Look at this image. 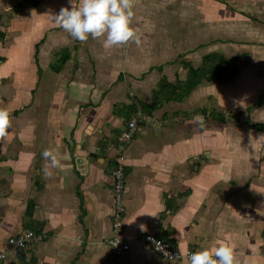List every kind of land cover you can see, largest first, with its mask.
<instances>
[{
    "label": "crops",
    "instance_id": "crops-1",
    "mask_svg": "<svg viewBox=\"0 0 264 264\" xmlns=\"http://www.w3.org/2000/svg\"><path fill=\"white\" fill-rule=\"evenodd\" d=\"M133 3L141 42L105 48L99 38L80 41L54 22L62 7H71L69 0H0V108L12 118L7 139L0 136V254L11 247V237L28 230L46 236L22 251L12 249L5 264H189L186 258L165 259L140 241L143 234L181 251L227 243L240 253L241 264H264L260 149L225 143L221 162L212 164L203 156L185 173V158L200 151L202 135L196 128L193 134L186 130L202 115L211 137L216 108L202 109L197 118L188 106L196 90L181 100L160 92L164 85L186 82L187 77L170 80L181 67H171L170 56L186 54L187 46L170 40L193 34L203 41L240 39L239 45H249L230 65L233 72L220 79L214 73L208 87H216L214 79L221 83L242 76L244 65L264 72L259 65L264 61V0ZM176 7L183 26L171 31ZM185 22L199 29L204 24L207 37L186 32ZM201 46L192 48L191 55L198 56L195 69L208 55L201 61L207 49ZM90 52H95L94 63ZM262 88L256 103L264 107ZM136 114L145 123L137 124L130 141L123 140L127 118ZM46 149L59 166L43 155ZM116 170L124 172L125 185L119 231L114 227ZM116 236L130 243L120 256L108 243Z\"/></svg>",
    "mask_w": 264,
    "mask_h": 264
},
{
    "label": "rangeland",
    "instance_id": "rangeland-1",
    "mask_svg": "<svg viewBox=\"0 0 264 264\" xmlns=\"http://www.w3.org/2000/svg\"><path fill=\"white\" fill-rule=\"evenodd\" d=\"M177 11L178 8L176 7L174 9L175 13L171 16V25H170L171 31L172 30L177 31L179 28L183 26V22H180L179 19H177L176 17ZM186 14L187 16L191 15L190 17H192V20L194 19L191 12L186 11ZM208 26L210 27L209 24ZM204 27H205L204 24H202V28L199 29L198 25H194L192 22L191 23L185 22L186 32L201 31V36L207 37L208 34L207 31H209V28H206L204 30ZM178 34H182V31L179 30ZM226 39L224 40L216 39L212 41L204 39L203 41L199 39V35H194V34L190 35L185 40L171 39L170 40L171 43H174L175 45H177L178 42H181L183 43V45L186 43L187 46L185 51L186 54H176L177 52L173 50L174 54L170 56L169 65L171 67H178L181 65V67L180 70L178 71L180 73L179 74L177 73L176 76H172L170 80L175 81L177 78H181L185 80L187 77V72L189 71L188 68L194 69V67L198 66L196 61L198 59V56L191 55V53H193L192 48H194V46L198 43L202 44L200 48L207 47V49L203 51L202 52L203 54L200 56L201 61L203 60V57L207 54L208 55L216 54L217 56H220L221 54L219 51L223 53L224 52L223 50L230 46V48L226 49L229 51L224 53L226 54V57L229 56L228 59H230L229 61L232 62L234 67V64L236 63L235 60H237L238 58L237 54H240V52L241 53L247 52L249 45L248 42L246 41H243L245 42L244 45L243 44L239 45V43H241L239 42L240 39H233V40L230 39L231 41L229 39L227 40ZM150 43H152V40ZM239 49H241L242 51H238ZM91 54L92 53L90 52L88 56L90 57L91 63H94L95 52L92 55ZM194 57L196 60H193ZM188 60H191V62H189ZM205 63L206 61L204 59L201 65L202 66L205 65ZM214 63L215 62H211L209 64V67L212 68L214 66ZM182 65L184 66V68L185 65H188L189 67L184 70L182 69L183 68ZM259 65L264 66V61L260 62ZM227 68H231V66H227ZM212 74L214 75V73ZM241 74L242 76L236 77L234 78V80L231 79L230 82H221V83L218 80L214 79L216 78L215 76L212 77V79H214V83L217 84L216 87H213L214 85L212 87H208V85L211 84H207L208 81L206 79H202L203 80L201 83L202 85L200 84V86L197 89H195L196 93H194L193 91L194 97L190 99L191 101L188 104V106L192 107L191 112L194 117L200 118L199 112H201L202 109L205 110L206 107H208V108H216V113L224 114L226 121L220 123V121H218L216 118H214V120L211 121L214 123V126L211 128L213 133L211 137H207L206 135L207 134L206 130L210 128V124H207V122L205 121L202 115L200 118L201 120H198L197 123L192 122V126H191L192 129L186 130V133L187 135L195 133L193 132L194 130L193 128H196L198 130V132L196 133H202L201 138L197 140L199 142L198 145H200L201 148L199 152H193L192 154L190 155L188 154L186 156L185 158L186 164H185L184 172L189 170L191 164L194 161L195 162L204 161L203 159H201L203 158V156L204 157L206 156V158L208 156L207 159L212 164L213 162L215 163L221 162L225 158V156H223L225 151L223 150L224 147L222 146L226 144H239L240 146L243 147H258L261 151L260 154H262V159L264 160V128L262 129V131H257V132L251 128V125H260L264 123V117L262 116V114L264 113L263 112L264 107L256 103V99H258L259 95L261 94L259 90L262 87H264V81H263L264 72H262L260 66L259 68L256 66H252L249 68L248 65H244V70L242 71ZM223 77L224 76L222 75V78ZM129 89H131V87H129ZM210 90H212V94L210 95L211 97L208 98L207 94L210 92ZM241 92L246 94L243 95ZM248 101L250 103H248ZM199 108L200 110L197 112ZM251 112H254L253 115H251ZM256 113L259 114V116L255 115ZM232 118L239 119V121H237L238 123L234 122ZM131 120H136L138 125L139 122L141 123V121H144L145 123V117L142 116L141 114L138 115L136 114L132 116ZM127 123H129V121H127ZM198 123H201V127H199ZM187 124H191V120ZM204 152L206 154H204ZM185 173H190V172H185ZM261 174H263L262 171H260L258 176H260ZM10 248L7 247V254H8L7 259H10L11 253H13L12 249L14 248L13 247ZM129 250L130 247L128 250L124 251L121 255H123L125 252Z\"/></svg>",
    "mask_w": 264,
    "mask_h": 264
},
{
    "label": "clouds",
    "instance_id": "clouds-1",
    "mask_svg": "<svg viewBox=\"0 0 264 264\" xmlns=\"http://www.w3.org/2000/svg\"><path fill=\"white\" fill-rule=\"evenodd\" d=\"M69 4L70 8L62 7L53 19L71 37L80 41H87L90 36L99 38L105 48L130 41L141 42V34L133 25V0H69ZM11 119L9 110L0 108V136L4 139H7ZM43 155L51 157L52 166H59V161L50 150L46 149ZM239 257L240 253L233 246L222 243L211 249L192 252L189 264H241Z\"/></svg>",
    "mask_w": 264,
    "mask_h": 264
},
{
    "label": "built area",
    "instance_id": "built-area-1",
    "mask_svg": "<svg viewBox=\"0 0 264 264\" xmlns=\"http://www.w3.org/2000/svg\"><path fill=\"white\" fill-rule=\"evenodd\" d=\"M138 125L136 120H131L128 123V131L124 134L123 140L130 141L137 131ZM115 175V197H116V218L115 229L119 231L121 226V215L124 211L122 205L123 193L125 189L124 182V172L122 170H116ZM123 181V182H122ZM46 236L43 233H38L35 231H26L22 234L16 235L9 239L10 246L14 247L16 250L26 249L31 244H36L42 241ZM146 245H149L156 253L161 255L167 260H176L180 258H186L189 261V256L192 252L196 250L187 249L186 251H181L178 247L171 245L169 242L161 239L160 237L153 234H143L140 239ZM108 243L112 247L116 255H121L124 251L128 250L130 243L116 236L108 240ZM6 257V253L0 254V261Z\"/></svg>",
    "mask_w": 264,
    "mask_h": 264
},
{
    "label": "trees",
    "instance_id": "trees-1",
    "mask_svg": "<svg viewBox=\"0 0 264 264\" xmlns=\"http://www.w3.org/2000/svg\"><path fill=\"white\" fill-rule=\"evenodd\" d=\"M66 59H67L66 57H63L61 61L58 62L57 66L55 67L57 71H60L62 66L65 64ZM205 61L206 63L205 65L202 66L201 69H195V68L189 69L186 82L180 84L177 87L172 86L171 88H168L169 85H167V87L164 85L163 89L165 90L163 91L162 89L160 92L163 94L165 92L167 97L170 98L171 100L172 99L181 100L187 97L193 90L197 89L202 83L203 81L202 79L211 81V76L213 75L212 73H216L218 78L220 79L222 75L226 73H230L232 71L231 68H227V66L233 65L232 62H227V60H225L223 57L217 56L216 54L208 55L205 58ZM211 62H215L212 68L209 67V64ZM213 117L216 118L218 121H220V123L225 122V116L221 113H217V114L214 113ZM127 119L131 121L132 117H130V119L128 117ZM251 128L260 131L264 128V126L263 125H251ZM31 231H34V230H31ZM38 233H42V232H38ZM44 239L45 238H43L42 240ZM6 258H7V254H6V257L0 261V264H4Z\"/></svg>",
    "mask_w": 264,
    "mask_h": 264
},
{
    "label": "flooded vegetation",
    "instance_id": "flooded-vegetation-1",
    "mask_svg": "<svg viewBox=\"0 0 264 264\" xmlns=\"http://www.w3.org/2000/svg\"><path fill=\"white\" fill-rule=\"evenodd\" d=\"M229 119H230V118H229ZM232 120H234V122L239 121V119H233V118H232Z\"/></svg>",
    "mask_w": 264,
    "mask_h": 264
},
{
    "label": "bare ground",
    "instance_id": "bare-ground-1",
    "mask_svg": "<svg viewBox=\"0 0 264 264\" xmlns=\"http://www.w3.org/2000/svg\"><path fill=\"white\" fill-rule=\"evenodd\" d=\"M126 176V175H125Z\"/></svg>",
    "mask_w": 264,
    "mask_h": 264
}]
</instances>
